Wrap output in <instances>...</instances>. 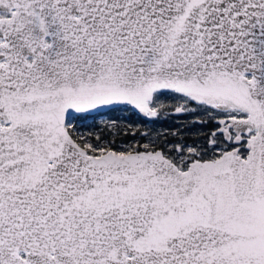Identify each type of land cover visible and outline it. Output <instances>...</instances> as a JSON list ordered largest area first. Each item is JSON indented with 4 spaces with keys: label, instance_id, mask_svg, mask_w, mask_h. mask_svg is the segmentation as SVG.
I'll use <instances>...</instances> for the list:
<instances>
[{
    "label": "snow or ice",
    "instance_id": "6c2138e0",
    "mask_svg": "<svg viewBox=\"0 0 264 264\" xmlns=\"http://www.w3.org/2000/svg\"><path fill=\"white\" fill-rule=\"evenodd\" d=\"M0 264H264V0H0Z\"/></svg>",
    "mask_w": 264,
    "mask_h": 264
}]
</instances>
